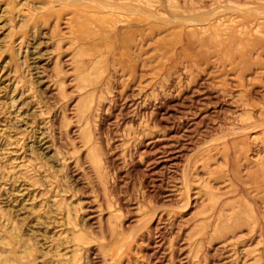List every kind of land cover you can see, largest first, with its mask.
Here are the masks:
<instances>
[{"label": "rangeland", "instance_id": "1", "mask_svg": "<svg viewBox=\"0 0 264 264\" xmlns=\"http://www.w3.org/2000/svg\"><path fill=\"white\" fill-rule=\"evenodd\" d=\"M0 264H264V0H0Z\"/></svg>", "mask_w": 264, "mask_h": 264}]
</instances>
